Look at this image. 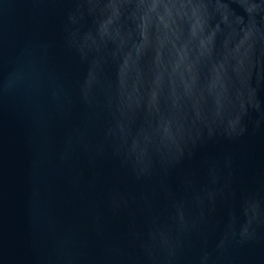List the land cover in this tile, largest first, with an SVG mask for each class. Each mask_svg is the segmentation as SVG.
<instances>
[{
    "label": "water",
    "instance_id": "obj_1",
    "mask_svg": "<svg viewBox=\"0 0 264 264\" xmlns=\"http://www.w3.org/2000/svg\"><path fill=\"white\" fill-rule=\"evenodd\" d=\"M0 264H264V0H0Z\"/></svg>",
    "mask_w": 264,
    "mask_h": 264
}]
</instances>
